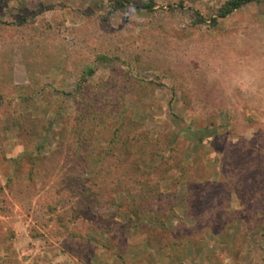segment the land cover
I'll return each mask as SVG.
<instances>
[{
  "label": "rangeland",
  "instance_id": "374dc122",
  "mask_svg": "<svg viewBox=\"0 0 264 264\" xmlns=\"http://www.w3.org/2000/svg\"><path fill=\"white\" fill-rule=\"evenodd\" d=\"M144 1L0 0V264H264V0Z\"/></svg>",
  "mask_w": 264,
  "mask_h": 264
},
{
  "label": "trees",
  "instance_id": "16d2710c",
  "mask_svg": "<svg viewBox=\"0 0 264 264\" xmlns=\"http://www.w3.org/2000/svg\"><path fill=\"white\" fill-rule=\"evenodd\" d=\"M130 0H108V1H104L103 0V7L102 9H106V12H112V11H116L119 8H123L125 6V3L128 2ZM257 0H225L223 5L220 7L216 17H226L227 15H229L231 12H233L234 10L238 9L239 7H241L242 5L249 3V2H254ZM154 2L153 0H146L144 2H141L139 7L146 9V10H151L153 8ZM108 8V9H107ZM108 10V11H107ZM216 17L212 18V20L215 22L216 21ZM23 21H26V18L23 17L18 23H22ZM197 23L203 21L201 15H197V19H196ZM195 21V22H196ZM11 24H13L14 22H10ZM89 109V108H88ZM97 112V110L91 109L90 111L86 112H81L80 114L76 115L77 119H80V121L82 120H87L89 118V115H95V113ZM87 118V119H86ZM125 122L123 121H119L118 122V126L113 130L112 136L109 138L108 143L109 146H105L102 148L103 153L101 155V161L103 160V158H105L107 156V153H111L112 154V150H114L113 146L115 144H118V137H121L122 140V144H124V146L129 147L130 145H133L134 142H132L131 137L129 136H124L123 132H120L123 128ZM123 139L126 141L123 142ZM5 200V194H4V185H1L0 183V202Z\"/></svg>",
  "mask_w": 264,
  "mask_h": 264
}]
</instances>
